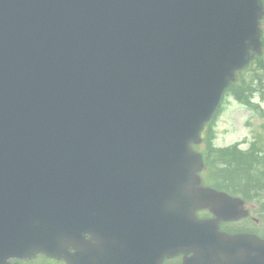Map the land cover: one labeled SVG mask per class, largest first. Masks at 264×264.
<instances>
[{
    "label": "water",
    "instance_id": "obj_1",
    "mask_svg": "<svg viewBox=\"0 0 264 264\" xmlns=\"http://www.w3.org/2000/svg\"><path fill=\"white\" fill-rule=\"evenodd\" d=\"M263 12L261 0H0V264L178 252L264 264V240L218 231L243 201L197 186L190 146L259 53ZM205 207L215 219L195 216Z\"/></svg>",
    "mask_w": 264,
    "mask_h": 264
},
{
    "label": "rangeland",
    "instance_id": "obj_2",
    "mask_svg": "<svg viewBox=\"0 0 264 264\" xmlns=\"http://www.w3.org/2000/svg\"><path fill=\"white\" fill-rule=\"evenodd\" d=\"M231 91L226 92L221 109L215 114L211 127L205 131H208L207 138L215 151L224 152L230 147L238 145H240V148H247L248 145L253 143V140L257 145L260 142L264 143V112L262 115L257 114L249 108L250 106L237 100ZM251 94L252 91L244 99H248ZM258 95H252L253 98L250 102L253 104L259 103L264 108V95ZM258 168L263 170L264 165L261 163ZM215 171L219 173V170ZM259 173L255 174L258 175ZM245 206L259 205L246 203Z\"/></svg>",
    "mask_w": 264,
    "mask_h": 264
},
{
    "label": "flooded vegetation",
    "instance_id": "obj_3",
    "mask_svg": "<svg viewBox=\"0 0 264 264\" xmlns=\"http://www.w3.org/2000/svg\"><path fill=\"white\" fill-rule=\"evenodd\" d=\"M264 2V0H263ZM240 147V145H239ZM248 148V149H247ZM247 148H241L244 152H242V157L246 156L247 152L250 150V145H248ZM202 150H205L204 145L202 146V143L198 144L197 151L202 152ZM263 152H260L262 154ZM216 155V154H214ZM203 156V155H202ZM214 158V157H213ZM204 160V159H203ZM243 162L242 160H240ZM230 166H233V164L230 162ZM244 170H246V167H244ZM216 166L214 164L208 165L207 163H204L201 171L199 172V175L201 177L200 185L201 186H211L214 188H224L225 185L227 186H233L235 184V181L238 180V178L232 180L231 176L228 174L218 173L215 171ZM219 171L220 170L217 168ZM244 177V176H243ZM235 186V185H234ZM247 215L240 217L236 220H219L218 221V229L220 231L234 234V233H251L259 235L261 238L264 237V206H245ZM195 214L198 218H213V213L208 208H200L195 211ZM88 240H91V236L88 234H85L84 237V248H89ZM94 240L91 242L93 243ZM69 250L73 251L74 248L72 246L69 247ZM192 252H178L175 255H162L159 262L160 264H182L184 259L186 257L191 256ZM56 262V264H66L65 261L56 259L53 260ZM21 261V264H29L30 260Z\"/></svg>",
    "mask_w": 264,
    "mask_h": 264
},
{
    "label": "trees",
    "instance_id": "obj_4",
    "mask_svg": "<svg viewBox=\"0 0 264 264\" xmlns=\"http://www.w3.org/2000/svg\"><path fill=\"white\" fill-rule=\"evenodd\" d=\"M246 71V75H242L235 83L230 85V90L241 95V97H245L242 94L246 92L264 91V44L261 54L254 57ZM251 164L252 163H249V165ZM229 167L227 166V168ZM230 168V176L234 177V179L239 178L235 181V186H233L239 191H244L243 196L246 197L247 200H252L253 198L257 199L258 197L259 199L262 197L264 198L263 176L254 175L252 170H247L245 172L247 179L245 180V176L243 172L240 171L239 165L234 164ZM255 191L263 193H256Z\"/></svg>",
    "mask_w": 264,
    "mask_h": 264
}]
</instances>
